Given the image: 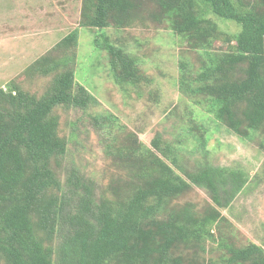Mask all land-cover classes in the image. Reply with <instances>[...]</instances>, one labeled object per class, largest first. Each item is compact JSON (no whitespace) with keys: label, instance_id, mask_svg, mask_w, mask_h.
<instances>
[{"label":"trees","instance_id":"obj_1","mask_svg":"<svg viewBox=\"0 0 264 264\" xmlns=\"http://www.w3.org/2000/svg\"><path fill=\"white\" fill-rule=\"evenodd\" d=\"M209 13L241 29L222 31ZM136 21L166 23L191 48L204 50L208 59L198 71L181 60V90L209 99V110L237 134L264 133V0L82 2V26L104 30ZM95 41L107 48L119 83L150 81L138 59L105 34ZM78 44L76 29L55 45L63 55L50 51L26 69L56 72L44 91L17 80L0 87V264H264V247L236 233L221 213L244 188L245 173L210 164L188 169L175 144L158 136L147 144L115 114L106 115V151L123 173L98 198L78 168L63 178L69 140L60 132L59 110L100 104L77 82ZM195 185L208 190L212 204H175ZM209 241L216 258L206 254L213 250Z\"/></svg>","mask_w":264,"mask_h":264},{"label":"rangeland","instance_id":"obj_2","mask_svg":"<svg viewBox=\"0 0 264 264\" xmlns=\"http://www.w3.org/2000/svg\"><path fill=\"white\" fill-rule=\"evenodd\" d=\"M82 2L0 0V87L7 88L10 81L17 80L33 91H44L56 72H24L50 51L54 57L63 55L54 52L55 45L78 30L76 79L100 104L87 110H59L60 132L69 140L62 161L63 178L71 168H78L95 185L98 198L109 182L123 173L106 151L110 130L106 115L115 114L127 132L137 133L145 143L151 144L158 136L175 144L180 163L188 169L210 164L244 172L247 183L228 207L221 208V213L236 227V233L264 247V133L251 128L246 136L237 134L209 110V99H203L201 94L189 96L180 88L181 60L191 62L190 69L198 71L208 59L205 51L191 48L166 23L142 26L136 21L120 28L112 24L104 30L82 26ZM208 16L229 34L241 29L234 20L212 13ZM104 34L138 59L149 82L135 85L116 80L107 48L95 41L97 35ZM226 46L224 42L218 49ZM186 202L194 203L198 209L213 203L208 190L196 185L175 200L179 206ZM220 224L222 227L223 220ZM215 246L209 241L208 247ZM206 254L218 257L216 249Z\"/></svg>","mask_w":264,"mask_h":264}]
</instances>
